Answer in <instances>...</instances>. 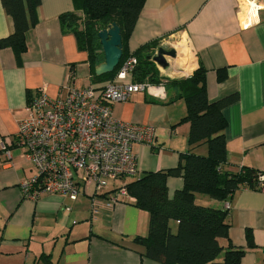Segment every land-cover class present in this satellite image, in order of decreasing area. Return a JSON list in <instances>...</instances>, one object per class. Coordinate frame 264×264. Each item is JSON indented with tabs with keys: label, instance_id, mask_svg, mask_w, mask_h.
<instances>
[{
	"label": "crops",
	"instance_id": "0c3cea01",
	"mask_svg": "<svg viewBox=\"0 0 264 264\" xmlns=\"http://www.w3.org/2000/svg\"><path fill=\"white\" fill-rule=\"evenodd\" d=\"M252 5L257 11L246 25L240 14ZM71 10L72 0H40L36 24L26 34V50L16 57L10 47L0 48V136L14 135L18 122L27 116V98L40 87L55 99L71 87L101 85L92 80L87 52L77 49L72 33L62 31L58 16ZM12 30L0 0V38ZM155 39L157 47L180 45L172 47L175 57L166 56V68L157 66L165 98L135 92L112 105L116 119L151 125L156 133L152 145L133 144L139 170L123 184L145 172L176 166L180 154L191 149L207 153L205 144L193 148L188 144L189 123H179L186 114L185 101L175 87L164 84L167 79L188 77L200 66L206 70L210 101L238 94L222 109L227 121L224 169L234 172L249 166L264 172V0H145L127 40L129 54ZM222 68L227 77L219 82L216 70ZM10 152L8 159L0 151V264H45L42 254L53 264H163L142 255L143 247L134 242L147 234L149 222L148 212L134 205V197L92 203V184L81 188L74 201L46 192L34 199L23 197L19 183L35 170L21 148L12 146ZM166 185L172 198L182 189L183 179L168 176ZM194 200L219 209L229 202L228 238L245 250L239 264H264V192L241 186L225 201L200 192ZM247 228L252 247L246 242Z\"/></svg>",
	"mask_w": 264,
	"mask_h": 264
},
{
	"label": "trees",
	"instance_id": "16d2710c",
	"mask_svg": "<svg viewBox=\"0 0 264 264\" xmlns=\"http://www.w3.org/2000/svg\"><path fill=\"white\" fill-rule=\"evenodd\" d=\"M72 1L74 10L58 16L62 31L72 33L77 49L87 52L94 82L112 79L129 55L127 40L145 0ZM1 3L11 17L13 30L0 38V48L10 47L18 57L26 50V34L36 24L40 0H1ZM112 23L120 29L122 56L114 71L97 76L95 67L104 61L98 32ZM158 44L159 40L155 39L130 53L137 58L132 81L162 82L164 78L160 77L152 59ZM216 71L217 81L226 79V69ZM164 82L166 86L175 87L177 96L185 101L186 114L179 123H189L188 144L192 148L205 144L207 153L198 154L191 149L180 154L176 166L145 172L125 184L129 195L135 199L134 205L149 214L147 234L135 237L134 242L143 247L142 255L163 264H239L245 250L233 246L228 238L229 210L201 205L194 200L196 192L225 201L241 186L258 190V173L263 171L249 166H240L234 172L224 169L227 147L223 131L227 121L222 109L234 103L238 94L235 92L210 101L206 91V70L202 66L188 77ZM168 176L183 179L182 189L172 198L167 193ZM245 237L247 245L252 247V232L248 228ZM40 258L45 264H53L47 254Z\"/></svg>",
	"mask_w": 264,
	"mask_h": 264
},
{
	"label": "built area",
	"instance_id": "2783aa9c",
	"mask_svg": "<svg viewBox=\"0 0 264 264\" xmlns=\"http://www.w3.org/2000/svg\"><path fill=\"white\" fill-rule=\"evenodd\" d=\"M256 7L252 5L243 14L246 25L252 22ZM136 64L137 58L129 54L115 76L98 87L96 83L71 87L55 99H49L45 87H40L27 98V116L18 122L17 131L11 137L0 136V151L6 158H11L12 146L19 147L35 170L19 183L23 197L34 199L46 192L74 201L81 188L92 184V203L132 200L125 185L112 187L101 196L96 193L108 187L107 180L135 175L139 167L133 144L152 145L156 137L155 127L126 123L113 115L112 105L135 92L165 98L161 83L124 81L132 77ZM257 187L264 192V172L258 173ZM224 207L229 210L230 203L225 202Z\"/></svg>",
	"mask_w": 264,
	"mask_h": 264
},
{
	"label": "water",
	"instance_id": "95a60500",
	"mask_svg": "<svg viewBox=\"0 0 264 264\" xmlns=\"http://www.w3.org/2000/svg\"><path fill=\"white\" fill-rule=\"evenodd\" d=\"M100 44L104 55V61L95 67L97 76L110 73L117 67L122 56V41L119 27L112 23L98 32ZM166 56L175 57L176 51L172 48L159 46L152 56L158 67L166 68L168 61Z\"/></svg>",
	"mask_w": 264,
	"mask_h": 264
},
{
	"label": "rangeland",
	"instance_id": "374dc122",
	"mask_svg": "<svg viewBox=\"0 0 264 264\" xmlns=\"http://www.w3.org/2000/svg\"><path fill=\"white\" fill-rule=\"evenodd\" d=\"M245 7L247 6V4L244 2L243 4ZM244 9V8H243ZM245 10V9H244ZM240 16L242 17L243 16V12L240 14ZM166 47V46H165ZM171 48L173 47L174 49L175 48H180V45L178 43H173L172 46H170ZM169 48V47H168ZM161 68V67H160ZM128 177H125V178H121V179H118V180H115V181H111V180H107L108 182V187L110 186H115V187H119V186H122L124 185L123 183L125 182V180H127Z\"/></svg>",
	"mask_w": 264,
	"mask_h": 264
},
{
	"label": "clouds",
	"instance_id": "9594fccd",
	"mask_svg": "<svg viewBox=\"0 0 264 264\" xmlns=\"http://www.w3.org/2000/svg\"><path fill=\"white\" fill-rule=\"evenodd\" d=\"M253 15H255V13H253ZM256 22L258 23V22H259V20L257 19V20H256Z\"/></svg>",
	"mask_w": 264,
	"mask_h": 264
},
{
	"label": "flooded vegetation",
	"instance_id": "af4514ba",
	"mask_svg": "<svg viewBox=\"0 0 264 264\" xmlns=\"http://www.w3.org/2000/svg\"><path fill=\"white\" fill-rule=\"evenodd\" d=\"M167 49H170V48H168V47H166Z\"/></svg>",
	"mask_w": 264,
	"mask_h": 264
}]
</instances>
